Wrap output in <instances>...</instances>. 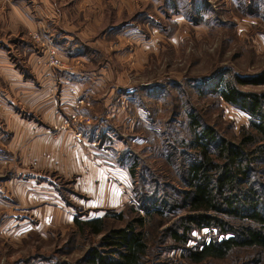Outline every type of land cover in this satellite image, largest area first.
Returning a JSON list of instances; mask_svg holds the SVG:
<instances>
[{
	"label": "rangeland",
	"instance_id": "rangeland-1",
	"mask_svg": "<svg viewBox=\"0 0 264 264\" xmlns=\"http://www.w3.org/2000/svg\"><path fill=\"white\" fill-rule=\"evenodd\" d=\"M189 1L0 0V20L4 14L9 19L11 6L22 3L39 23L36 31L14 34L18 38L40 34L55 48L50 35H73L70 41L78 43L77 52L86 55L60 54L62 59L55 53L61 63L58 68L47 63L49 54L33 36L29 41L38 55L45 56L48 68L61 74L62 82L81 83L92 92L78 96L68 106L61 103L62 82L57 81L51 106L44 111L42 107L31 110L16 99L14 106L21 119L30 118L36 128L44 121V133L52 138L69 130L75 150L48 149L41 154L32 143L40 136L34 132L21 140V149L16 137L13 145L4 146L11 135H0V264H79L87 252L102 249L101 236L80 231L75 218L105 217L110 230L144 215L138 211L137 181L139 185H151L152 177L169 181L161 157L166 152L160 149L161 133L172 128L168 137H180L176 133L180 131L187 138L182 131L192 110L202 123L216 127L222 137L232 141L239 140L243 127L251 130L247 113L202 87L210 82L216 89L233 76L248 79L264 72V0H202L211 8L201 21L190 12L199 8H186ZM8 32L0 30V35L8 39ZM18 38L15 45L23 42ZM16 48L10 55L21 64L25 56ZM240 89L264 93L263 84ZM84 116L96 117L98 133L115 130L123 144L113 153L118 157L115 164L100 149L104 145L101 137L93 140L94 131L85 130L88 122L79 120ZM0 128L10 130L2 122ZM25 145L27 151L23 152ZM38 159L41 163L52 160L58 166H38ZM134 159L135 180L129 174ZM176 171L173 185L182 187ZM121 211L125 216L117 218ZM170 218L158 217L156 227L150 222L147 228L152 242L156 241L152 245L159 243L154 247V253L160 254L155 262L189 264L177 244L170 240L160 243L161 232L175 220ZM204 240H210L209 230L194 231L189 245ZM246 254L240 253V262L227 259L207 264H260Z\"/></svg>",
	"mask_w": 264,
	"mask_h": 264
},
{
	"label": "trees",
	"instance_id": "trees-1",
	"mask_svg": "<svg viewBox=\"0 0 264 264\" xmlns=\"http://www.w3.org/2000/svg\"><path fill=\"white\" fill-rule=\"evenodd\" d=\"M188 7L199 8L195 13L190 9L198 21L211 8L202 0L189 1ZM211 84L204 83L202 88L217 92L223 101L247 113L251 130L243 127L239 140L232 141L222 137L216 127L202 123L192 110L182 131L187 138L176 132L178 129L174 132L180 137H168L172 128L162 132L159 148L166 151L161 157L169 181L160 182L156 177H152L151 185H139L137 181L138 211H144V215L129 219L122 228L107 230L105 217L86 221L75 218L80 231L101 236L102 249L87 252L79 264H158L155 260L160 254L154 253V247L159 243L152 245L156 241L152 242L147 228L150 222L156 227L154 220L163 216L175 220L161 232L160 243L170 240L177 244L189 264L227 259L240 262L242 251L248 252L245 257L254 259V263L264 264V93L240 89L264 85V72L248 79L233 76L216 89ZM200 92L204 95L203 90ZM134 160L129 174L135 180ZM174 170L182 187L173 185ZM116 216L124 217L125 211ZM203 230L210 231V240L190 246L193 232Z\"/></svg>",
	"mask_w": 264,
	"mask_h": 264
},
{
	"label": "crops",
	"instance_id": "crops-1",
	"mask_svg": "<svg viewBox=\"0 0 264 264\" xmlns=\"http://www.w3.org/2000/svg\"><path fill=\"white\" fill-rule=\"evenodd\" d=\"M11 7L10 8L12 11L9 12L10 18H5L6 14H4L2 15L3 19L0 20V30L9 31L8 34H10L8 39L6 35H0V111H2L0 114V122H2L3 126L6 124L10 129L7 130L0 128V135L5 136V133L11 135L8 141L4 140L6 142L4 146L13 145V140L16 137L18 145L17 147L21 149V140L25 139L26 141L28 138V133L34 132L36 135H40L32 142L36 153L42 154L43 152L48 151V149L52 151L62 149L72 153L74 152L75 147L73 146V137L69 130L65 129L64 131L60 132L57 137L52 138L48 134L44 133L45 127L43 126V120V123L39 124V128H36L34 125L30 124L33 123V120H30V118L27 117L21 119L18 115V112L15 110L14 104L16 99L21 101L24 107H28L31 110H34L36 107H42V111L49 108L52 103V88L57 81L62 82L63 80L59 72H54L50 70L51 68H48L45 56L38 55L36 48H34L35 46H33V44L29 41L33 35H21L22 37L20 36L19 38L18 34L14 35L20 30H24L25 34L36 31L39 23L35 21V17L29 13L28 9H26L25 5L22 3H15ZM50 36L53 37V40L55 41L54 44L56 46V53L60 57V54H68V56L86 55L85 52H77L79 50L78 43H72V41H70L73 35H62L61 37L59 35ZM25 37H27L26 40L24 39ZM17 38H23V40L21 39L23 42H20L19 45H15L16 43H13ZM15 48L25 56V60L21 61V64H17L12 59L11 55L13 54L12 52L15 50ZM61 49L64 50L61 51ZM61 58L63 59L64 57L62 56ZM66 59L68 58L66 57ZM86 89L88 88L82 86L81 83L78 84L71 80H65L62 82L60 97L61 103H67L68 106L69 104L73 105L75 98L78 96L82 94H92L91 91ZM95 118L96 117H90L88 119V117L84 116V119L80 118L79 120H86L88 122L86 123L87 125L85 124V130L94 131V133H92L93 140H97V137L99 136L101 137L104 145L100 147V149H102L104 152H108V158H110L113 162L118 158L113 157V153L117 154L118 151L123 147V144H119L120 140H117L116 134L114 132L115 130L113 131L111 128L107 131L104 130L103 133H98L100 128H96L98 127V124L94 125V123L97 122L95 121ZM56 119H61L59 113L56 114ZM60 122L61 121L58 123ZM36 124L38 123L35 122V125ZM89 126L90 128H88ZM48 127H52L50 122ZM2 129L3 131H1ZM27 143L25 142V144ZM1 151H3V149H1ZM26 151L27 148L25 145L23 152ZM41 161L42 160L39 161L38 159V161L35 163L41 167L52 168L58 166V164L52 160H47L43 163H41Z\"/></svg>",
	"mask_w": 264,
	"mask_h": 264
},
{
	"label": "built area",
	"instance_id": "built-area-1",
	"mask_svg": "<svg viewBox=\"0 0 264 264\" xmlns=\"http://www.w3.org/2000/svg\"><path fill=\"white\" fill-rule=\"evenodd\" d=\"M33 39L36 42V44H39L40 46H42L47 54H49L47 63L51 66V67H60V61L57 59L56 56V49L54 47H52L51 43L49 40L45 39V37L43 35L40 34H34L33 35Z\"/></svg>",
	"mask_w": 264,
	"mask_h": 264
}]
</instances>
